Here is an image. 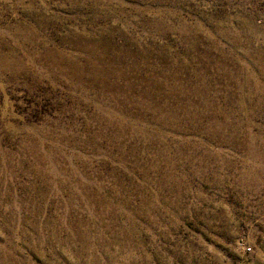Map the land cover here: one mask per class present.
<instances>
[{"label":"rangeland","instance_id":"obj_1","mask_svg":"<svg viewBox=\"0 0 264 264\" xmlns=\"http://www.w3.org/2000/svg\"><path fill=\"white\" fill-rule=\"evenodd\" d=\"M0 264H264V0H0Z\"/></svg>","mask_w":264,"mask_h":264}]
</instances>
